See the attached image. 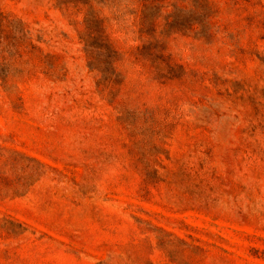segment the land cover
Returning a JSON list of instances; mask_svg holds the SVG:
<instances>
[{
    "label": "rangeland",
    "instance_id": "rangeland-1",
    "mask_svg": "<svg viewBox=\"0 0 264 264\" xmlns=\"http://www.w3.org/2000/svg\"><path fill=\"white\" fill-rule=\"evenodd\" d=\"M0 0V264H264V0Z\"/></svg>",
    "mask_w": 264,
    "mask_h": 264
},
{
    "label": "trees",
    "instance_id": "trees-1",
    "mask_svg": "<svg viewBox=\"0 0 264 264\" xmlns=\"http://www.w3.org/2000/svg\"><path fill=\"white\" fill-rule=\"evenodd\" d=\"M87 8L85 22L88 28L85 37L86 48L91 52L101 49L102 47H108L109 43L103 37L102 21L98 19L95 13L93 0H78Z\"/></svg>",
    "mask_w": 264,
    "mask_h": 264
}]
</instances>
